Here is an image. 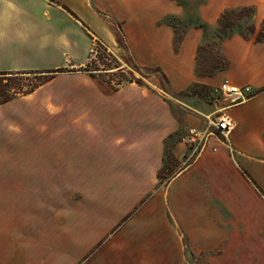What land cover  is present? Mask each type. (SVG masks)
I'll return each instance as SVG.
<instances>
[{
    "label": "crops",
    "instance_id": "obj_1",
    "mask_svg": "<svg viewBox=\"0 0 264 264\" xmlns=\"http://www.w3.org/2000/svg\"><path fill=\"white\" fill-rule=\"evenodd\" d=\"M192 1L0 0V72L66 70L46 83L57 85L52 110L40 87L0 105V264H190L201 254L264 264V41L222 42L221 80L252 92L229 108L230 145L207 146L164 182L165 140L178 126L165 101L148 89H102L84 70L93 43L113 33L106 16L172 93L217 82L196 71L217 16L190 17ZM75 79L82 84H67Z\"/></svg>",
    "mask_w": 264,
    "mask_h": 264
},
{
    "label": "rangeland",
    "instance_id": "obj_2",
    "mask_svg": "<svg viewBox=\"0 0 264 264\" xmlns=\"http://www.w3.org/2000/svg\"><path fill=\"white\" fill-rule=\"evenodd\" d=\"M188 15L192 17L196 13H204L210 17L217 16L215 31L207 32L197 51L198 75L208 79H218L212 84L193 83L180 93H172L169 87V79L160 73L156 67H148L138 64L131 56L126 41L123 39L119 28L112 19L103 17L109 23L112 34L106 33L102 41L96 40L92 45L88 68L97 80L100 88L118 90L126 86L148 89L157 93L164 105L168 108V114L178 124L176 130L165 140V163L158 173L159 181L164 182L171 171L193 158L200 149H195L183 142L188 130L192 127L207 131L209 144L219 140L224 141V136L212 124L229 109H226V101L221 93L220 86L226 80H221L222 71L227 67L228 61L222 52V42L228 37L256 38L264 41V0H194L189 3ZM221 18V19H220ZM220 19V22H219ZM175 21V19H172ZM189 26L206 27L203 22L192 21ZM182 27L179 28L177 40L182 37ZM40 76L20 75L6 77L0 76V96L7 95L18 89H28L36 85ZM81 80L67 81V84H82ZM57 85L45 84L37 90L36 94L45 102L47 111L54 105L53 91ZM34 101L15 102L10 108L12 111L26 109L34 106ZM45 110V116L48 112ZM67 111L66 115L70 116ZM51 123L59 122L58 116H50ZM77 133V132H76ZM75 133L70 132L67 137ZM53 138V137H52ZM183 153L178 158L173 147ZM190 264H210V254L190 255ZM254 264H260V259H255Z\"/></svg>",
    "mask_w": 264,
    "mask_h": 264
},
{
    "label": "built area",
    "instance_id": "obj_3",
    "mask_svg": "<svg viewBox=\"0 0 264 264\" xmlns=\"http://www.w3.org/2000/svg\"><path fill=\"white\" fill-rule=\"evenodd\" d=\"M221 93L226 101V109L234 105L244 102L252 92L250 85H234L228 80L224 81L220 86ZM216 129L224 136L225 142L230 145L229 135L237 125L236 120L228 112L223 113L217 121L212 122ZM183 142L195 149L203 150L208 144L207 131L200 128L192 127L188 130V134L184 137Z\"/></svg>",
    "mask_w": 264,
    "mask_h": 264
},
{
    "label": "trees",
    "instance_id": "obj_4",
    "mask_svg": "<svg viewBox=\"0 0 264 264\" xmlns=\"http://www.w3.org/2000/svg\"><path fill=\"white\" fill-rule=\"evenodd\" d=\"M220 19H219V22H220ZM242 36H244V35H242ZM256 41H263V40L259 39V38H256ZM156 69L165 76L164 72L159 67H156ZM84 70L90 71V69L88 68V65H87V67ZM64 71H66V70L57 69V70H52V71H39V70H36V71H27V72H0V76H4L5 75L6 77L7 76L11 77V75L12 76H20V75H24V74L25 75H34L35 77H37V76L41 77V79L38 80L36 85L31 87V88L22 89V88L18 87V89L16 91H14L12 93H8L7 95H4V96H0V105L9 102L10 100H12L15 97L24 96V95L32 93L37 88L43 86L44 84H46L47 82L52 80L55 77L57 72H64ZM165 78H166V76H165Z\"/></svg>",
    "mask_w": 264,
    "mask_h": 264
}]
</instances>
